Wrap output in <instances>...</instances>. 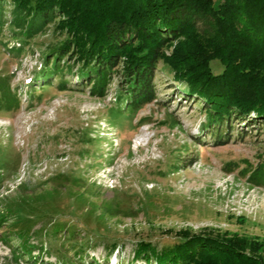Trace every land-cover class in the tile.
<instances>
[{"label": "rangeland", "instance_id": "374dc122", "mask_svg": "<svg viewBox=\"0 0 264 264\" xmlns=\"http://www.w3.org/2000/svg\"><path fill=\"white\" fill-rule=\"evenodd\" d=\"M6 3L0 77L18 106L0 101V264H145L133 259L135 244L160 249L180 229L264 244V182L248 179L264 168V123L208 125L204 102L161 61L156 99L135 113L117 100L120 67L103 97L77 77L73 55L43 78L45 56L66 34L52 23L15 37Z\"/></svg>", "mask_w": 264, "mask_h": 264}, {"label": "trees", "instance_id": "16d2710c", "mask_svg": "<svg viewBox=\"0 0 264 264\" xmlns=\"http://www.w3.org/2000/svg\"><path fill=\"white\" fill-rule=\"evenodd\" d=\"M6 2L0 0V29ZM8 2L10 24L19 31L15 37L32 38L52 23L66 34L45 56L43 78H51L61 70V59L73 55L82 63L77 77L90 84L94 96L103 97L113 70L120 67L117 100L135 113L156 99L154 76L161 61L173 81L204 102L208 125L232 117L264 123V0ZM9 49L18 54L22 47ZM213 61L221 64L220 71H214ZM0 101L6 109L18 106L4 76ZM248 179L264 182V168L258 166ZM170 232L176 240L160 249L150 241L137 242L133 259L145 264H264V244L254 238L227 237L210 229ZM27 245L24 240L21 248L30 252ZM109 247L110 252L116 243Z\"/></svg>", "mask_w": 264, "mask_h": 264}]
</instances>
